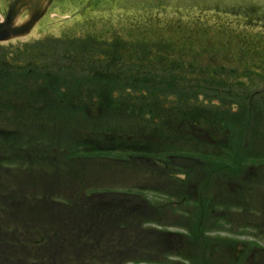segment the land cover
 Here are the masks:
<instances>
[{
    "label": "rangeland",
    "instance_id": "rangeland-1",
    "mask_svg": "<svg viewBox=\"0 0 264 264\" xmlns=\"http://www.w3.org/2000/svg\"><path fill=\"white\" fill-rule=\"evenodd\" d=\"M228 15L171 7L94 10L64 22L55 34L0 43V133L8 134L0 137V156L10 160L0 165V264H103L116 254L129 258L133 246H145L142 239L155 238L144 234L140 218L136 230L120 231L124 239L113 233L114 245L101 238L102 244L91 241L78 249L64 231L72 227L73 212L62 202L77 199L82 190L152 189L147 198L167 203L171 193L184 212V189L198 184L205 194L218 193L216 200H229L228 226L213 231V222H205L213 252L221 253L215 264H229L226 254L233 249H223L214 238L219 235L264 246V21L237 15L238 22L227 24ZM221 33L229 43L218 42ZM31 92L32 102L23 96ZM204 114L220 117L231 127V141L236 136L240 142L241 177L233 169L207 177L204 166L188 177L174 172L180 159L165 166L163 156L131 158L125 150L91 158L77 147L90 138L122 146L131 139L139 146L141 133L166 131L180 118L199 123ZM214 161L226 164L223 157ZM91 201H84L85 222L101 221L111 231L122 226L119 213L90 212L97 206ZM239 202L241 208L233 206ZM166 210L159 227L181 230L169 226L185 221L172 215L171 206ZM128 217L134 218L125 222L132 228L137 217ZM243 224L250 228L246 235ZM56 228L62 230L51 231ZM71 243L77 249L67 251Z\"/></svg>",
    "mask_w": 264,
    "mask_h": 264
},
{
    "label": "water",
    "instance_id": "water-1",
    "mask_svg": "<svg viewBox=\"0 0 264 264\" xmlns=\"http://www.w3.org/2000/svg\"><path fill=\"white\" fill-rule=\"evenodd\" d=\"M106 1L109 2L98 5V0H0V10L4 9L5 19V22L0 23V41L14 38L20 32L31 29V32L21 39L55 34L64 22L74 20L81 14L116 8L171 7L227 14L232 10L236 15L264 21V0H117V3ZM87 4H90L89 9ZM213 5L217 6L211 8ZM42 15L43 18L39 20ZM15 23H20V26L17 27Z\"/></svg>",
    "mask_w": 264,
    "mask_h": 264
},
{
    "label": "flooded vegetation",
    "instance_id": "flooded-vegetation-1",
    "mask_svg": "<svg viewBox=\"0 0 264 264\" xmlns=\"http://www.w3.org/2000/svg\"><path fill=\"white\" fill-rule=\"evenodd\" d=\"M170 237L166 239L154 240L150 239L146 242V256L150 260H156L157 263L161 264H200L202 258H199L198 255L194 254L198 250L196 240H186L179 238H174L175 235L168 234ZM233 247L232 245L222 244V248ZM189 252V260H183V253L186 251ZM169 253H172L168 255ZM231 253V255H230ZM228 252L227 258L229 264H248V246L246 242L236 243L235 247ZM220 252H213L210 248L209 254V264H215L218 261Z\"/></svg>",
    "mask_w": 264,
    "mask_h": 264
},
{
    "label": "trees",
    "instance_id": "trees-1",
    "mask_svg": "<svg viewBox=\"0 0 264 264\" xmlns=\"http://www.w3.org/2000/svg\"><path fill=\"white\" fill-rule=\"evenodd\" d=\"M0 135H1V133H0ZM5 135H8V134H5ZM94 140L95 139L90 138L89 140H87V142H93ZM9 161L10 160L6 159L5 157L0 156V165H2L5 162H9ZM80 201H82V200L75 201L74 202L75 204L70 207V209H71L70 212H73V217L71 219V223L70 224L81 225L82 223H89V224H91V227H89V231L90 232H95L97 228H101V227H93L92 225H94L96 223H100V225H102L103 222H101V221L100 222L99 221H97V222H85L84 221L86 219L85 214L88 213V211L85 212V210H82V208L85 207V202H84V200H83V202H80ZM123 201L125 203H122ZM93 203H95V205H97L96 208H100L101 206L102 207H108L110 205L118 206V207H116L115 210H119L121 212V213L119 212L120 215H124V212H128L127 210H129L128 207H123L127 203H126V199H122V198H119V200H110L108 198L104 199L102 197H98V198L94 199L93 201L89 202L88 205H91ZM59 204H61V202H58V205ZM55 205H57V204H55ZM130 212H132L134 214V216L137 217L138 220H140V218H142L141 216L144 215L143 213H137V212L133 211L132 209H130ZM77 216H79V217H77ZM144 217H145V215H144ZM51 219L53 221H57L59 218H58V216H55V217H51ZM74 227L77 228L76 226H74ZM74 227L72 229L69 228L68 230L70 232H74ZM107 231H108V229H103V228L101 229V234L98 237L99 240ZM93 238L97 239L94 236H93ZM75 239H77L79 241V243H81V240H80L81 239V235L80 234H79L78 238H76V237L73 238V240H75Z\"/></svg>",
    "mask_w": 264,
    "mask_h": 264
}]
</instances>
